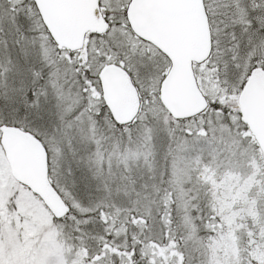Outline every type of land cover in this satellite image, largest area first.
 <instances>
[{"label":"snow or ice","instance_id":"snow-or-ice-1","mask_svg":"<svg viewBox=\"0 0 264 264\" xmlns=\"http://www.w3.org/2000/svg\"><path fill=\"white\" fill-rule=\"evenodd\" d=\"M262 112L264 0H0V264H264Z\"/></svg>","mask_w":264,"mask_h":264},{"label":"water","instance_id":"water-1","mask_svg":"<svg viewBox=\"0 0 264 264\" xmlns=\"http://www.w3.org/2000/svg\"><path fill=\"white\" fill-rule=\"evenodd\" d=\"M183 99V97H181ZM261 130L264 131V112L260 114Z\"/></svg>","mask_w":264,"mask_h":264}]
</instances>
